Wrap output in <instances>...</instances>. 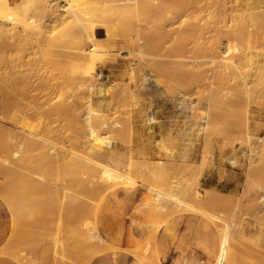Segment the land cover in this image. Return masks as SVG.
Instances as JSON below:
<instances>
[{
	"label": "rangeland",
	"instance_id": "1",
	"mask_svg": "<svg viewBox=\"0 0 264 264\" xmlns=\"http://www.w3.org/2000/svg\"><path fill=\"white\" fill-rule=\"evenodd\" d=\"M8 1L13 7L20 0ZM31 1L22 0L20 7L21 16L25 13L24 24L32 29L29 18L35 14L28 10ZM73 1L81 23L109 24L107 29L101 28L109 31L100 43L104 45L98 44L101 49L105 47L103 63L96 62L94 70L89 67V43L76 32V20H68L69 26L36 15L39 21L45 20L42 31L49 37L43 35L41 44L40 40L35 44L28 39H1L8 43L0 45L4 49L0 51V73L6 72L3 77L0 74V79L4 78L0 81V264H99L108 256L113 264H124L126 256L132 259H126L125 264H214L224 223L230 225L232 234L223 264H264V247L241 231L245 220L264 226V0H150L148 9L122 10L120 15L109 6L98 7L100 12H96L102 5L97 2L100 0ZM10 24L6 22V27ZM112 41L119 43L117 48L109 49ZM5 49L8 53H3ZM80 51L87 58L73 62L70 55ZM220 56L240 69L235 73L234 68H228L231 74L217 72L222 66L221 62L217 66ZM197 59L207 64L198 69V62L194 63ZM211 60L216 65L208 62ZM116 61L127 64L122 79L110 82L106 89L98 88V67ZM3 66L15 68L10 71ZM7 71L16 79L6 77L10 75ZM92 82L95 92L88 90ZM242 82L249 102L242 94ZM104 92L115 97L108 113L92 106L93 98ZM136 114L151 134L155 159L140 154L141 159L130 158L124 170L102 163L97 154L110 148L116 137H133L129 122ZM146 118L153 123L148 124ZM14 154L19 156L14 158ZM106 167L113 176L122 174L131 182L116 180L111 174L104 178ZM205 174L213 177V184L218 183L221 191L205 190L200 185ZM143 185L167 195L173 191L185 206L168 199L157 203ZM227 190L229 193H222ZM7 191L13 192L15 199ZM21 196H27L26 201L20 202L24 200ZM3 221L9 224L5 238ZM106 222L116 226L113 238L105 230ZM94 227L102 243L87 238ZM162 236L169 244L158 242Z\"/></svg>",
	"mask_w": 264,
	"mask_h": 264
},
{
	"label": "bare ground",
	"instance_id": "2",
	"mask_svg": "<svg viewBox=\"0 0 264 264\" xmlns=\"http://www.w3.org/2000/svg\"><path fill=\"white\" fill-rule=\"evenodd\" d=\"M29 1V0H28ZM90 1V0H89ZM91 1H93V0H91ZM90 1V2H91ZM96 1V0H95ZM153 1V0H152ZM72 2H74L73 0H32L31 1V3H32V5H31V8L30 9H28L29 10V12L31 11V12H33V15L35 16H31V18H29V21H30V24L29 25H32L33 26V28L31 29L30 27H27L24 23H25V16H24V12H22V16H24V17H22L21 16V10L23 11V9H21V7H20V5H22V0H20L19 2H16L15 3V6H11L10 5V3H9V1L8 0H0V45H1V42H3V41H1V39H2V37H3V39L2 40H4V39H8V41H9V39H13V38H15L17 41L19 40V42H20V40H22V39H24L23 41H25V40H27V41H29V40H31V41H35L34 43L36 44V42L37 41H39L40 42V44H41V41H42V39H44V37L46 36V31H42L43 29L42 28H44V27H46V25H45V20H40L42 23H40V21L38 20V18H41V19H43V18H49V19H51L49 22L51 23L53 20H54V22H57V20H59L58 22H60L61 21V23L60 24H65V25H69L68 24V20H71V19H73V21H77L79 24H78V31L76 30V32H79L80 31V39L81 40H83V41H85V43L87 42V44L89 43V51H88V53H89V60H90V69L91 70H94V68H96L95 67V63L96 62H101V60H102V58H103V56H102V54L104 53L103 52V50H104V48L105 47H103V49H101V48H99L98 47V44H100V43H102V39H98L97 37H96V34H97V30L98 29H101V28H103V29H107V26L109 25H103V26H101V25H89V24H83V23H81L80 21H79V18H78V15H77V13H76V8L74 9L73 8V6H72ZM99 4H102L101 6H97V8H96V12H100L99 10H98V7H99V9L101 8V7H103V8H107L108 6L110 7V9H112L113 10V12H115V13H117L118 14V12H119V15L121 14L120 13V11L122 12V10H125V12L126 11H130V9H148V7H149V3H150V0H121V1H119V0H108V2L107 1H105V2H102V3H100L101 2V0L100 1H97ZM177 2V1H176ZM30 3V4H31ZM60 3H62L63 5H61ZM75 4H76V2H74ZM95 4V3H94ZM94 4H92V7H93V5ZM26 5H28V4H26ZM95 5H97V4H95ZM94 5V6H95ZM170 5V4H169ZM80 6V5H79ZM84 6H87V5H85L84 4ZM105 6V7H104ZM108 7V8H109ZM152 7V9H153V6H151ZM87 9H89V7L87 6L86 7ZM94 8V7H93ZM234 8V7H233ZM82 9H83V7H82ZM92 9V8H91ZM90 9V10H91ZM95 9V8H94ZM89 10V11H90ZM103 10V9H102ZM26 11V10H25ZM79 11V10H78ZM81 12V11H80ZM102 12V11H101ZM124 12V13H125ZM135 12H136V10H135ZM139 12V11H138ZM147 12V11H146ZM149 12H151L150 10H149ZM133 13V12H132ZM141 13V12H140ZM81 14V13H80ZM143 14V13H142ZM150 14V13H149ZM152 14V13H151ZM36 15L38 16V18L36 17ZM83 15V14H82ZM128 15V14H127ZM153 15V14H152ZM250 15V14H249ZM40 16V17H39ZM139 16V15H138ZM154 16H155V14H154ZM157 16V15H156ZM155 16V17H156ZM61 17V18H60ZM249 17V16H248ZM119 18H121V17H119ZM140 18V17H139ZM138 18V19H139ZM226 18V17H225ZM114 20L116 19V18H113ZM148 19V18H147ZM149 20H150V18H149ZM156 20V19H155ZM245 20V19H244ZM249 20V19H248ZM264 20V19H263ZM8 21H10V22H12V24H10L11 25V27H6L7 25H6V22H8ZM28 21V22H29ZM39 21V22H38ZM73 21H71V23L73 22ZM111 21H113V20H111ZM199 21V20H198ZM256 21V20H255ZM48 22V23H49ZM53 22V23H54ZM67 24H66V23ZM89 22V21H88ZM114 22V21H113ZM117 22V21H116ZM263 22V21H262ZM44 23V24H43ZM70 23V22H69ZM94 23H95V21H94ZM139 23H141V22H139ZM264 23V22H263ZM118 24V23H117ZM137 24V23H136ZM144 24V23H143ZM146 24V23H145ZM145 24H144V26H145ZM154 24V23H153ZM258 24V23H257ZM9 25V26H10ZM69 26H72V25H69ZM68 26V27H69ZM141 26V25H140ZM140 26H138V27H140ZM147 26V25H146ZM152 26V25H151ZM150 26V27H151ZM53 27V26H52ZM75 27V26H74ZM203 27V26H202ZM67 28V27H66ZM73 28V27H72ZM141 28H142V26H141ZM140 28V29H141ZM152 28V27H151ZM238 28V27H237ZM34 29V30H33ZM80 29V30H79ZM110 28H108V30H109ZM192 29H194V28H192ZM246 29V28H245ZM44 30H46V28L44 29ZM200 30V29H199ZM256 30V29H255ZM52 31V30H51ZM62 31V30H61ZM74 31V30H73ZM140 31H142V29L140 30ZM147 31V30H146ZM149 31V30H148ZM248 31V30H247ZM107 34H109V31H105ZM237 32V31H236ZM70 33H72V32H70ZM111 33V32H110ZM114 33V32H113ZM230 33V32H229ZM62 34V33H61ZM75 34V33H74ZM79 34V33H78ZM106 34V37L108 36ZM227 34V33H226ZM241 34V33H240ZM43 35H44V37H43ZM48 36H49V34H47ZM113 36H114V34H112ZM234 35V34H233ZM237 35V34H236ZM112 36V37H113ZM149 36H150V34H149ZM148 36V37H149ZM61 37V36H60ZM74 37V36H73ZM46 38V37H45ZM49 38V37H48ZM48 38H46V39H48ZM78 38V37H77ZM233 38V37H232ZM232 38H231V40H232ZM80 39H78V40H80ZM105 39V38H104ZM230 40V39H229ZM230 40V41H231ZM240 40V39H239ZM5 41V40H4ZM7 41V40H6ZM10 42V41H9ZM18 42V43H19ZM38 42V43H39ZM46 42V41H45ZM48 42H49V40H48ZM48 42H46V43H48ZM6 44L8 43V42H5ZM4 42H3V44L4 45H6ZM17 43V42H16ZM149 43V42H148ZM43 44V43H42ZM151 44V43H150ZM239 44V43H238ZM3 45V46H4ZM9 45H10V43H9ZM53 45V44H52ZM100 45H104V44H100ZM50 46V45H49ZM149 46V45H148ZM147 46V47H148ZM8 47V46H7ZM7 47L5 46V48L7 49ZM39 47V46H38ZM41 47V46H40ZM44 47H46V46H44ZM150 47V46H149ZM153 47V46H152ZM151 47V48H152ZM214 47V46H213ZM218 47V46H217ZM4 48V47H3ZM43 48V47H42ZM42 48H40V49H42ZM51 48V47H50ZM50 48H49V51H51L50 50ZM57 48V47H56ZM5 49V50H6ZM8 49H10V48H8ZM202 49V48H201ZM4 49H0V51H3ZM76 50H77V48H76ZM205 50V49H204ZM210 50V49H209ZM48 51V52H49ZM73 51V50H72ZM75 51V50H74ZM228 51V50H227ZM5 52H7V50L6 51H4L3 53H5ZM59 52V51H58ZM200 52H202V51H200ZM199 52V53H200ZM8 53V52H7ZM20 53V52H19ZM39 53V52H38ZM46 53V52H45ZM72 54L74 53V52H71ZM76 53H77V55H76ZM76 53H74L75 55H70V58H72V60H73V62H77V61H82V59L83 58H87V56L85 55V54H83V53H81V51L80 52H76ZM140 53V52H139ZM138 53V54H139ZM209 53V52H208ZM215 53H217V51L215 52ZM2 53L0 52V55H1ZM11 54H13L12 52H11ZM212 54V53H211ZM218 54H219V52H218ZM223 54V53H222ZM60 55V54H59ZM140 55V54H139ZM205 55V54H204ZM215 55V54H214ZM220 55H221V53H220ZM224 55V54H223ZM198 56V55H197ZM222 56V55H221ZM220 56V57H221ZM11 57V56H10ZM20 57H22V56H20ZM48 57V56H47ZM75 57V58H74ZM196 57V56H195ZM200 57V56H199ZM213 57V56H212ZM222 57H224V56H222ZM222 57L221 58H218V60H217V66L219 67V62H221L222 63V66H224L223 68H222V66L221 67H219L221 70L220 71H218L219 70V68H217L216 70H217V72H220L221 73V71H222V73L224 72H226L227 74L228 73H230L229 72V69L228 68H234V69H232V71L233 70H235V71H233V72H235L236 73V71L238 70V69H240V68H236L235 66H234V64H232V62L230 63L229 61L228 62H226V61H224L223 59H222ZM8 58V57H7ZM14 58V57H13ZM201 58H203V57H201ZM215 58H216V56H215ZM61 59H63V58H61ZM74 59H76V60H74ZM6 60V59H5ZM22 60V59H21ZM55 60V59H54ZM64 60V59H63ZM214 60H216V59H214ZM214 60H211V61H208V62H211V64L213 65L214 64ZM212 61H213V63H212ZM200 63V64H198V63ZM203 62L204 61H198V59H197V61H195L194 63H197L196 65H198V67L196 66V65H193L194 66V68H198L199 69V66L201 65V64H203ZM13 63V62H12ZM60 63V62H59ZM78 63V62H77ZM101 63H103V62H101ZM220 63V64H221ZM1 64V63H0ZM3 64V63H2ZM22 64H23V60H22ZM35 64V63H34ZM207 63L205 62L203 65H206ZM209 64V63H208ZM210 64V65H211ZM19 65H20V63H19ZM203 65L201 66V67H203ZM214 65H216V61H215V64ZM0 66H2V65H0ZM18 66V65H17ZM21 66V65H20ZM196 66V67H195ZM217 66H215V67H217ZM240 66H241V64H240ZM240 66H238V67H240ZM3 67H5V66H3ZM12 68H15V67H13V66H11ZM214 67V68H215ZM246 67V66H245ZM6 68V67H5ZM11 68V69H12ZM193 68V69H194ZM212 68V67H211ZM213 68V69H214ZM1 69V68H0ZM7 69V68H6ZM11 69H7V70H10L11 71ZM40 69V68H39ZM202 69V68H201ZM200 69V71H202ZM222 69H224V70H222ZM14 70V69H13ZM13 70H12V72H13ZM19 70V69H18ZM228 70V71H227ZM243 70V69H242ZM2 71V70H1ZM6 71V70H5ZM10 71H7L8 72V74H10ZM21 71V70H20ZM240 71V70H239ZM238 71V72H239ZM199 72V71H198ZM204 72H206V71H204ZM237 72V74L239 75V74H241V73H238ZM243 72V71H242ZM3 74L4 73H6V72H4V70H3V72H2ZM2 73H0V74H2ZM13 73H17V71L16 72H13ZM12 73V74H13ZM21 73V72H20ZM19 73V74H20ZM221 73V74H222ZM2 74V77L3 76H5V75H3ZM7 74V75H8ZM23 74V73H22ZM64 74V73H63ZM84 74V73H83ZM231 74V73H230ZM237 74H235L236 75V77H237ZM245 74V73H244ZM11 75V74H10ZM6 76V77H8V78H11L12 80H15L14 78H12L13 77V75H11V76ZM16 75V74H15ZM25 75V74H24ZM43 75V74H42ZM61 75H62V73H61ZM85 75V74H84ZM83 75V76H84ZM86 75H87V73H86ZM219 75V74H218ZM224 75V74H223ZM226 75V74H225ZM247 75V74H246ZM16 76H18V74L16 75ZM99 76H100V74H99ZM240 76V75H239ZM238 76V77H239ZM1 77V76H0ZM5 77V82L8 80L7 78ZM15 77V76H14ZM40 77V76H39ZM65 77V76H64ZM98 77V76H97ZM203 77H204V75H203ZM238 77H237V79H238ZM44 78H46V77H44ZM219 78V77H218ZM221 78V77H220ZM223 78H224V76H223ZM234 78H235V76H234ZM241 78H242V76H241ZM241 78H239V81L241 80ZM4 78H2V79H0V81H2ZM18 79V78H17ZM67 79H68V77H67ZM204 79H206V78H204ZM217 79V78H216ZM222 79V78H221ZM10 80V79H9ZM42 80V79H41ZM46 79H44V81H45ZM200 80V79H199ZM220 80V79H219ZM229 80V79H228ZM243 80V79H242ZM201 81V80H200ZM214 81V80H213ZM216 81V80H215ZM227 81V80H226ZM234 81V80H233ZM3 82H4V80H3ZM18 82V81H17ZM205 82V81H204ZM219 82V81H218ZM217 82V83H218ZM2 83V82H1ZM10 83V82H9ZM69 83V82H68ZM240 83V82H239ZM242 83H244V82H242ZM6 84V83H5ZM14 84V83H13ZM203 84V83H202ZM210 83H208V85H209ZM220 84V83H219ZM218 85V84H217ZM241 85V84H240ZM5 86V85H4ZM17 86V85H16ZM20 86V85H19ZM225 86V85H224ZM245 86H246V84L244 83L243 85H242V89L244 90H242V94L244 93V95H245V97L247 98L246 100L249 102V95H248V90H247V88H245ZM70 87V86H69ZM89 87V88H88ZM88 90L89 89H92L93 91L95 90V85H94V83L92 82V83H90L89 85H88ZM206 87H207V84H206ZM216 87V86H215ZM214 87V88H215ZM221 87V86H220ZM211 88V87H210ZM65 89V88H64ZM63 89V90H64ZM70 89V88H69ZM239 90V89H238ZM241 90V89H240ZM95 92V91H94ZM207 92V91H206ZM211 92V91H210ZM231 93V92H230ZM234 93V92H233ZM241 93V92H240ZM236 95V94H235ZM50 98V97H49ZM47 101V100H46ZM51 101V100H50ZM50 103V102H49ZM213 103V102H212ZM42 105V104H41ZM45 105V104H44ZM201 106V105H200ZM226 106H229V105H226ZM42 107V106H41ZM41 107L39 108V109H41ZM44 107H46V106H44ZM43 108V107H42ZM226 108V107H225ZM232 108V107H231ZM229 109V108H228ZM233 109V108H232ZM32 110V109H31ZM43 110V109H42ZM41 110V111H42ZM54 110V109H53ZM226 110V109H225ZM230 111V110H229ZM228 111V112H229ZM58 112V111H57ZM226 112V111H225ZM144 115V114H143ZM203 119H205L204 117H202ZM201 118V119H202ZM147 120H148V124H152L153 122L152 121H150L148 118H146ZM203 119H202V121H201V123H202V128H203V124H204V122H203ZM206 121V120H205ZM106 124V123H105ZM105 124H103L102 126H104ZM117 125V124H116ZM205 125H207L206 123H205ZM231 125V124H230ZM107 126V125H106ZM240 126V125H239ZM244 126V125H243ZM206 127V126H205ZM238 128V127H237ZM26 134V133H25ZM36 137V136H35ZM23 139V138H22ZM258 139V141H260L261 140V138H257ZM41 140V139H40ZM37 141V140H36ZM27 142V141H26ZM40 143V142H39ZM29 144H30V142H29ZM28 144V145H29ZM37 144V143H36ZM42 145V144H41ZM31 147V146H30ZM34 147V146H33ZM35 147H37V146H35ZM39 148H41V147H39ZM35 151V150H34ZM2 152V151H1ZM0 152V153H1ZM70 154V153H69ZM39 156H40V154H38ZM47 155V154H46ZM17 156H19V154L17 155V154H14V158H17ZM33 156V155H32ZM31 156V157H32ZM27 157V156H26ZM62 157V156H61ZM29 158H30V156H29ZM28 158V159H29ZM39 158V157H38ZM41 158V157H40ZM44 158H45V155H44ZM47 158H48V156H47ZM52 158V157H51ZM42 159V158H41ZM71 159H72V157H71ZM33 160V159H32ZM233 161H235V159L233 158L232 159ZM4 161V160H3ZM73 161H75V160H73ZM21 162V161H20ZM30 162V161H29ZM72 162V161H71ZM85 162V161H84ZM83 161H82V164L84 163ZM17 163V162H16ZM26 163V162H25ZM28 163V162H27ZM31 163V162H30ZM46 163V162H45ZM51 163V162H50ZM74 163V162H73ZM93 163V162H92ZM157 163H159V165H161L162 164V162H157ZM38 164V163H37ZM97 164V163H96ZM96 164L94 165V166H96ZM6 165V164H5ZM11 165V164H10ZM17 165H19V164H17ZM28 165H29V163H28ZM101 165V164H100ZM159 165H157V166H159ZM20 166V165H19ZM70 166V165H69ZM83 166V168H84V165H82ZM82 166H78V168L79 167H82ZM9 167V166H8ZM43 167H44V165H43ZM53 167H54V165H53ZM53 167H52V169H53ZM88 167V166H87ZM90 167H91V165H90ZM103 168V166H100L99 168ZM160 167V166H159ZM158 167V168H159ZM15 168V167H14ZM24 168H25V166H24ZM50 168V167H49ZM157 168V169H158ZM160 168H162V167H160ZM18 169V168H17ZM40 169H41V167H40ZM51 169V170H52ZM73 169V168H72ZM85 169H87V168H85ZM90 168H88V170H89ZM93 169H94V167H93ZM97 169V168H96ZM154 169V168H153ZM152 169V170H153ZM156 169V170H157ZM12 170H14V169H12ZM48 170V169H47ZM47 170H44V171H47ZM55 170H56V168H55ZM91 170V169H90ZM89 170V171H90ZM23 171H24V169H23ZM34 171V170H33ZM42 171V170H41ZM59 171V170H58ZM93 171V170H92ZM95 172H96V170H94ZM102 171V170H101ZM151 171V170H150ZM22 172V171H21ZM51 171H49V173H50ZM85 172V171H84ZM98 172V171H97ZM149 172V171H148ZM39 173L40 172H38V175H39ZM41 173H44V172H41ZM48 173V172H47ZM63 173V172H62ZM82 173V172H81ZM99 173V172H98ZM103 173V175H104V178H106L107 176H109L111 173H112V170L110 171L109 169H107V167L106 168H104V171L102 172ZM105 173V174H104ZM114 173V172H113ZM130 173V172H129ZM15 174V173H14ZM57 174V173H56ZM58 174H60V171H59V173ZM74 174V173H73ZM90 174H91V172H90ZM130 174H133V173H130ZM129 174V175H130ZM35 175V174H34ZM45 175V174H44ZM47 175V174H46ZM62 175H64V174H62ZM112 175V174H111ZM139 175V174H138ZM20 176V175H19ZM41 176V175H40ZM61 175H59V177H60ZM98 176H99V174H98ZM106 176V177H105ZM126 176V175H125ZM135 176V175H134ZM142 176V175H141ZM42 177V176H41ZM66 177H67V175H66ZM65 177V178H66ZM74 177V176H73ZM76 177V176H75ZM94 177V176H93ZM112 177L115 179L116 178V180L117 179H126V180H130L129 178H126V177H124V176H122V174L120 175V174H114V176L112 175ZM111 177V178H112ZM21 178V177H20ZM34 178V177H33ZM69 178H70V176H69ZM72 178V177H71ZM99 178V177H98ZM133 178V177H132ZM15 179H16V177H15ZM14 179V180H15ZM24 179V178H23ZM35 179V178H34ZM39 179V178H38ZM37 179V180H38ZM47 179H49V178H47ZM52 179V178H51ZM60 179V178H59ZM61 179H62V177H61ZM82 179V178H81ZM94 179H96V178H94ZM93 179V180H94ZM143 179V178H142ZM11 180V179H10ZM67 180V179H66ZM74 180V179H73ZM79 180H80V178H79ZM24 181V180H23ZM28 181V180H27ZM49 181H50V179H49ZM61 181V180H60ZM64 181V180H63ZM71 181V180H70ZM85 181V180H84ZM90 181V180H89ZM127 181V182H128ZM143 181V180H142ZM20 182V181H19ZM45 182V181H44ZM66 182V181H65ZM74 182V181H73ZM98 182V181H97ZM125 182V181H124ZM129 182H131V180L129 181ZM146 182V181H145ZM11 183H13V182H11ZM25 183L26 184H24V187L28 184L26 181H25ZM61 183H63V182H61ZM67 183V182H66ZM76 183V182H75ZM98 183H100V181L98 182ZM121 183V182H120ZM18 184V183H17ZM48 184V183H47ZM77 184V183H76ZM88 183H86V185H87ZM19 185V184H18ZM34 185V184H33ZM32 185V186H33ZM53 185V184H52ZM85 185V187H86V189H87V186ZM96 185H102V182H101V184H96ZM95 185V186H96ZM142 185V184H141ZM147 185V184H146ZM144 186L143 185V187L144 188H146V190H148V192H152V194H153V199L154 200H156V202L158 203V202H161L163 199H168V200H171V201H173V203H177L179 206L180 205H183L182 206V208L185 206L184 205V203L179 199V198H177L178 196L177 195H175L174 193L175 192H173L172 191V193L171 194H169V195H167V194H164L162 191H160V190H156V189H153L152 188V186H151V188L150 187H147V186ZM176 185V184H175ZM21 186V184L19 185V187ZM31 186V185H30ZM31 186V187H32ZM47 186V185H46ZM54 186H56V185H54ZM110 186V185H109ZM6 187V186H5ZM19 187H17V188H19ZM27 187V186H26ZM43 188H44V186H42ZM48 187V186H47ZM46 187V188H47ZM49 187H50V185H49ZM52 187V186H51ZM171 187V186H170ZM177 187V186H176ZM28 188H30V187H28ZM53 188V187H52ZM107 188V187H106ZM160 188V187H159ZM165 188V187H164ZM14 189H15V187H14ZM32 189V188H31ZM49 189V188H48ZM58 189V188H57ZM102 188H100V190H101ZM105 189V188H104ZM104 189H102V190H104ZM8 190V189H7ZM12 190H13V188H12ZM11 190V191H12ZM27 190V189H26ZM30 190V189H29ZM52 190V189H51ZM56 190V189H55ZM168 190V189H167ZM11 191H9L10 193H11ZM17 190H15V192H16ZM21 191V190H20ZM45 191H47V190H45ZM57 191V190H56ZM83 191V190H82ZM164 191V190H163ZM8 192V191H7ZM9 192H8V194H9ZM48 192V191H47ZM46 192V193H47ZM86 192V191H85ZM45 193V194H46ZM58 193V192H57ZM63 193H65V192H63ZM62 193V194H63ZM94 192H90V194L89 195H91V194H93ZM166 193V192H165ZM12 194V196H13V192L11 193ZM27 194V193H26ZM15 195V194H14ZM21 195H22V193H21ZM30 195V194H29ZM51 195V194H50ZM49 195V196H50ZM57 195V194H56ZM56 195H54L55 197H56ZM65 195H67V193L65 194ZM94 195V194H93ZM93 195L91 196V199H92V197H93ZM32 196H34V195H32ZM32 196H31V200H32ZM38 196V195H37ZM177 196V197H176ZM196 196V195H195ZM9 197H11V196H9ZM21 197H24V200L22 201H20V202H24V201H26L25 200V197H26V199H27V196H21ZM46 197V196H45ZM61 197V196H60ZM60 197H59V201H60ZM89 197V196H88ZM11 199H12V197H11ZM13 199H15V197L13 196ZM16 199H17V197H16ZM19 199H20V197H19ZM18 199V200H19ZM33 199H34V197H33ZM63 199H64V197H63ZM68 199H70V197H68ZM72 199H74V197H72ZM86 199H87V197H86ZM192 199V198H191ZM30 200V201H31ZM38 203H39V197H38ZM46 200V199H45ZM58 200V199H57ZM65 200V199H64ZM63 200V201H64ZM78 200H80L79 199V197H78ZM81 200H83V199H81ZM96 200V199H95ZM153 200V201H154ZM193 200V199H192ZM10 201V200H9ZM13 202V204H15L16 202L15 201H12ZM74 202V201H73ZM84 202V201H83ZM193 202V201H192ZM192 202H190V203H192ZM198 202V201H197ZM7 203V202H6ZM19 203V202H18ZM29 203V202H28ZM36 203V202H35ZM51 203V202H50ZM58 203V202H57ZM61 203V202H60ZM69 203V202H68ZM75 203V202H74ZM155 203V202H154ZM194 203V202H193ZM25 204V203H24ZM33 204V203H32ZM41 204V203H40ZM52 204V203H51ZM54 204V203H53ZM80 204H82V203H80ZM148 204V203H147ZM188 204V203H187ZM16 205V204H15ZM26 205V204H25ZM44 205V204H43ZM145 205H146V203H145ZM177 205V206H178ZM11 206V205H10ZM17 206V205H16ZM22 206H24V205H22ZM27 206V205H26ZM28 206H30V205H28ZM45 206H46V204H45ZM55 206V205H54ZM75 206H77L76 204H75ZM84 206V205H83ZM178 206V207H179ZM188 206V205H187ZM186 206V207H187ZM196 206V205H195ZM41 207V206H40ZM63 207V206H62ZM65 207H66V205L64 206V208H62V209H65ZM67 207H68V205H67ZM71 207V206H70ZM161 207V206H160ZM163 207V206H162ZM173 207V206H172ZM191 207V206H190ZM11 208V207H10ZM58 208V207H57ZM76 208V207H75ZM164 208V207H163ZM189 208V207H188ZM12 209V208H11ZM49 209V208H48ZM55 209V208H54ZM59 209V208H58ZM72 209V208H71ZM71 209H69V210H71ZM92 209V208H91ZM94 209V208H93ZM160 209V208H159ZM190 209V208H189ZM14 210V209H13ZM12 210V211H13ZM76 210V209H75ZM87 210V209H86ZM172 210V213H173V209H171ZM20 211V210H19ZM51 211V210H50ZM56 211V210H55ZM63 211V210H62ZM82 211V210H81ZM92 211V210H91ZM162 211V210H161ZM21 212V211H20ZM20 212H19V214L18 215H20ZM23 212H24V210H23ZM46 212H47V209H46ZM46 212H44V214L46 213ZM53 212V211H52ZM59 212H60V210H59ZM67 212V211H66ZM72 212L74 213V211L72 210ZM88 212V211H87ZM167 212V215L169 214L168 213V211H166ZM165 212V213H166ZM200 212V211H199ZM208 212V211H207ZM15 213H18V212H15ZM22 213V212H21ZM25 213V212H24ZM31 213V212H30ZM48 213V212H47ZM46 213V214H47ZM62 213V212H61ZM65 213V212H64ZM75 213H78V212H75ZM74 213V214H75ZM202 213V212H201ZM213 213V212H212ZM13 214H14V211H13ZM23 214V213H22ZM72 214V213H71ZM81 214V213H80ZM203 214V213H202ZM26 215V214H25ZM37 215V214H36ZM56 215V213L54 214V216ZM58 215V214H57ZM62 215V214H61ZM66 215H70V214H66ZM213 215H216V214H213ZM52 216V215H51ZM50 216V217H51ZM73 216V215H72ZM71 216V217H72ZM84 216V215H83ZM164 216H166V214L164 215ZM220 216V215H219ZM18 217V216H17ZM60 217V216H59ZM71 217H69V218H71ZM162 217H163V215H162ZM214 217V216H213ZM23 218V217H22ZM36 218V217H35ZM39 218V217H38ZM92 218V217H91ZM166 218V217H165ZM63 219V218H62ZM37 220H39V219H37ZM36 220V221H37ZM64 220V219H63ZM75 220H77V219H75ZM42 221V220H41ZM65 221V220H64ZM69 221H70V219H69ZM214 221V220H213ZM28 222V221H27ZM71 222V221H70ZM73 222H74V220H73ZM72 222V223H73ZM25 224H27L26 222H24ZM67 223V222H66ZM75 223V222H74ZM222 223H224V222H222ZM15 224V223H14ZM35 224V223H34ZM45 224H47V223H45ZM56 224H57V222H56ZM225 224V226L222 228V238H221V241H220V245H219V252H218V255H217V258H216V261H215V263L214 264H223V262H224V259H226L225 257H226V251H227V243H228V238L230 237V234H232V232L230 233V225H228V224H226V223H224ZM31 225V224H30ZM36 225H37V223H36ZM69 225V224H68ZM22 226V225H21ZM24 226V225H23ZM40 226V225H39ZM70 226V225H69ZM15 227H16V225H15ZM25 227H27V226H25ZM42 227V226H41ZM58 227V226H57ZM55 228V227H54ZM63 230H64V227H61ZM37 229V228H36ZM42 229H44V228H42ZM57 229V228H56ZM76 229V228H75ZM23 230V229H22ZM21 230V231H22ZM45 230V229H44ZM49 230L50 229H48V232H49ZM62 230V231H63ZM66 230V229H65ZM68 230H69V228H68ZM67 230V231H68ZM20 230H19V233L21 232ZM27 231V230H26ZM56 231V230H55ZM61 231V232H62ZM29 232V231H28ZM35 232H37V231H35ZM39 232V231H38ZM52 232V231H51ZM77 232V231H76ZM18 233V232H17ZM16 233V234H17ZM47 233V232H46ZM58 233V232H57ZM68 233V232H67ZM73 233H75V232H73ZM78 233V232H77ZM31 234V233H30ZM40 234H42L41 232H40ZM50 234V233H49ZM56 234V233H55ZM59 234H60V231H59ZM18 235V234H17ZM34 234H31V236H33ZM37 235V234H36ZM61 235V234H60ZM72 235V234H71ZM19 236H20V234H19ZM31 236H28V238L29 237H31ZM35 236V235H34ZM37 236H39V235H37ZM77 236V235H76ZM81 236V235H80ZM44 237H46L45 235H44ZM51 237V236H50ZM65 237V236H64ZM17 238V237H16ZM15 238V240L17 241V239ZM58 238V237H57ZM88 239H89V241H96V242H98V243H102L103 242V240H102V238L100 237V235H99V233H98V231H97V228H91L90 230H89V232H88V237H87ZM41 239V238H40ZM40 239L38 240V241H40ZM47 239H49V238H47ZM60 239V238H59ZM66 239V238H65ZM32 240V239H31ZM36 240H37V238H36ZM36 240L34 241V242H36ZM62 240V239H61ZM60 240V241H61ZM15 241V242H16ZM22 241V240H21ZM33 241V240H32ZM37 241V242H38ZM63 241H65V240H63ZM19 242V241H18ZM48 242H50V241H48ZM81 242H82V240H81ZM81 242H79L80 244H81ZM17 243V242H16ZM62 243V242H61ZM83 243V242H82ZM97 243V244H98ZM22 244H24V243H22ZM32 244V243H31ZM49 244V243H48ZM50 244H51V242H50ZM69 244V243H68ZM78 244V243H77ZM85 244V243H84ZM21 245V244H20ZM41 245V244H40ZM43 245V244H42ZM41 245V246H42ZM67 245V244H66ZM92 245V244H91ZM95 245H96V243H95ZM94 245V246H95ZM99 245V244H98ZM17 246H18V244H17ZM16 246V247H17ZM25 246V245H24ZM74 246V245H73ZM77 246H79V244L77 245ZM61 247V246H60ZM70 247V246H69ZM41 248V247H40ZM39 248V249H40ZM71 248V247H70ZM98 248V247H97ZM94 249H96V248H94ZM14 250V249H13ZM20 250V249H19ZM41 250V249H40ZM44 250V249H43ZM47 250V249H46ZM49 250V249H48ZM75 251V250H74ZM42 252H44V251H42ZM47 252V251H46ZM15 253V252H14ZM16 253H18V252H16ZM20 253V252H19ZM60 253H61V251H60ZM78 253V252H77ZM80 253V252H79ZM43 254V253H42ZM50 254V253H49ZM80 254H82V253H80ZM84 254V253H83ZM45 255H48L47 253L45 254ZM23 256V255H22ZM51 256V255H50ZM59 256V255H58ZM82 256V255H81ZM24 257V256H23ZM84 257V256H83ZM92 257V256H91ZM44 258V257H43ZM54 258V257H53ZM46 259V258H45ZM49 259V258H48ZM83 259V258H82ZM255 259V258H254ZM42 260V259H41ZM63 260H65V259H63ZM53 261V260H52ZM73 261V260H72ZM256 261V260H255ZM44 263V262H43Z\"/></svg>",
	"mask_w": 264,
	"mask_h": 264
},
{
	"label": "crops",
	"instance_id": "3",
	"mask_svg": "<svg viewBox=\"0 0 264 264\" xmlns=\"http://www.w3.org/2000/svg\"><path fill=\"white\" fill-rule=\"evenodd\" d=\"M96 37L98 39L104 40L105 38L104 30L98 29ZM108 44H109V49H113L115 47L117 48L119 45V43L115 41H112ZM126 67H127L126 62H122V61H116L115 63H108L98 67L97 73L98 75L100 74V84H101V86L98 88L106 89L110 82L119 81L120 79H122V75ZM114 98L115 97H113L112 95H107L105 92L98 93L96 97L93 98L92 106L93 108H95L100 112L108 113L111 111ZM129 125L133 132V137L130 139L128 137L125 138L116 137V139L112 142L110 148L103 149L97 154L98 159L102 163L108 164L117 170H124L130 158L137 159L140 154H143L144 157H146L149 160L155 159L154 154L156 153V151L152 145L151 134L148 133V131L144 127H142V122L138 118V114L132 117L131 121L129 122ZM208 175L209 174L207 175L205 174V176H203L202 179H200V185L203 186L205 190L214 189L217 191H221L219 189L218 183L213 184L212 182L214 180L213 177L212 176L209 177ZM227 184L228 183H226L225 187H228ZM228 190L222 193L224 194L229 193ZM130 222H131L130 220L127 221V226H130ZM1 225H2V238H5L9 227L8 221H3ZM104 227L108 236L110 238H113L116 226L115 225L108 226L106 222V225L104 224ZM241 231L244 233V235L254 239L260 246L264 247V226L262 224L245 220L242 223ZM98 233L100 235L99 231ZM100 237L102 238L101 235ZM136 238L138 239L139 237L136 236ZM158 242L161 244H169V241L166 240L164 236L160 237ZM121 243L123 246L127 245V242L124 239L121 241ZM218 252H219V248H218ZM126 259L130 260L132 258L126 256ZM99 264H113V262L108 256L105 257V259H102L99 262Z\"/></svg>",
	"mask_w": 264,
	"mask_h": 264
}]
</instances>
